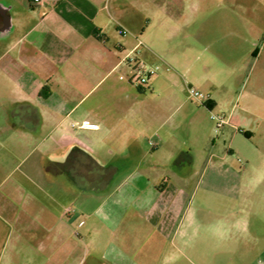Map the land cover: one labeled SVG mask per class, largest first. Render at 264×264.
<instances>
[{
  "label": "crops",
  "instance_id": "0c3cea01",
  "mask_svg": "<svg viewBox=\"0 0 264 264\" xmlns=\"http://www.w3.org/2000/svg\"><path fill=\"white\" fill-rule=\"evenodd\" d=\"M152 2L148 10L142 0H48L44 5H35L33 0H0V178L11 180L9 196L32 194L35 177L49 181L51 176H65L75 185L84 177L87 183L98 181L104 187L120 167L133 166L145 183L140 194L161 200L173 193L174 206L175 199L187 194L192 166L201 159L199 151L207 165L205 172L217 167L221 181L232 180L230 154L241 133V122L234 116L241 92L221 95L226 84L206 73L200 86L209 100L190 105L192 118L215 110L229 117L220 129L225 148L219 155L215 153L218 143L208 133L198 149L193 144L180 147L171 131L161 134L165 121L189 104L188 98L178 104L176 96L163 95L164 82L176 84L173 73L169 75L166 69L146 89L119 79L124 68L118 63L137 39L145 45L142 53L148 62L158 59L156 53L166 36L154 37L155 29L150 30V11L161 9ZM221 5L227 6L224 1ZM192 7L197 12L200 4ZM205 14L204 23L210 17ZM226 20L227 33L233 38L237 33L234 14L227 18L222 13L218 26ZM155 24V28L161 25L160 17ZM121 28L129 35H120ZM191 86L183 87L184 92ZM44 88L46 96L41 94ZM84 120L99 128H82ZM85 132L101 136L93 141L83 136ZM52 133L56 134L53 139ZM145 135L148 142L139 138ZM103 147L104 154L100 153ZM35 151L39 155L33 160ZM214 159L219 160L217 165ZM260 171L249 191L243 189L241 175L234 186L224 188L225 193L234 191L238 200L248 191L254 197L248 207L223 211L216 223L208 222L210 209H201L205 228L218 230L219 247L216 256L203 254L202 264H264V171ZM168 209H162L163 219ZM197 213L192 212L189 228L199 225Z\"/></svg>",
  "mask_w": 264,
  "mask_h": 264
},
{
  "label": "rangeland",
  "instance_id": "374dc122",
  "mask_svg": "<svg viewBox=\"0 0 264 264\" xmlns=\"http://www.w3.org/2000/svg\"><path fill=\"white\" fill-rule=\"evenodd\" d=\"M152 1L161 9L150 11V30L155 29L154 37L160 34L166 40L156 53L159 60L151 64L167 61L174 68L169 75L173 73L176 84L164 82L163 95L176 96L178 104L188 98L189 103L171 118H163L161 134L171 131L180 147L193 144L198 149L208 133L211 141L218 143L215 153L221 155L225 148L221 130L210 111L192 118L190 105L198 102L190 99L183 87L192 84L203 92L200 83L207 73L226 84L221 95L241 92L234 115L241 122V133L230 154L234 177L224 183L217 167L205 172L207 165L198 150L201 159L192 166L187 194L175 199L174 206L173 193L161 200L140 194L145 183L133 166L120 167L104 187L98 181L87 183L84 177L76 185L65 176H51L49 181L35 177L32 194L22 196H9L12 182L1 177L0 264H202L200 257L218 255L219 247L218 230L205 228L201 209H210L208 222L216 223L223 211L252 203L254 197L248 191L254 188L253 177L260 169L264 171V0H142L148 10ZM196 3L200 4L197 12L192 7ZM202 13L210 15L205 23ZM222 13L227 18L230 13L235 16L237 33L233 38L227 33L228 19L225 24L219 21L218 26ZM158 17L161 25L155 28ZM142 57L146 59L143 53ZM165 71L164 66L158 74ZM244 131L253 134L249 137ZM55 136L52 133L51 139ZM83 136L97 141L101 135L85 132ZM139 138L148 142V135ZM225 142H230L229 136ZM104 152L103 147L100 153ZM38 155L35 151L33 160ZM218 161L213 162L217 165ZM240 175L243 189L248 191L238 200L234 191L225 193L224 188H230ZM165 208L169 211L163 219ZM197 210L199 225L189 228L190 216Z\"/></svg>",
  "mask_w": 264,
  "mask_h": 264
},
{
  "label": "built area",
  "instance_id": "2783aa9c",
  "mask_svg": "<svg viewBox=\"0 0 264 264\" xmlns=\"http://www.w3.org/2000/svg\"><path fill=\"white\" fill-rule=\"evenodd\" d=\"M33 3L35 5H44L48 3V0H33ZM118 32L122 36L129 35V32L124 28L119 29ZM144 48L145 45L143 41L137 39L135 47L125 54L118 63V66L124 68L119 76V79L127 81L129 84L141 89H146L148 87L150 80L158 75V73L162 70V67L165 66L167 70L171 69V67L164 62V65L151 64L144 59L142 57ZM188 93L190 99L196 100L199 103H206L209 100V94L201 92L192 86L188 88ZM210 117L216 123L217 130H220L223 126L229 123V117H226L223 114H216L210 111ZM72 126L76 127L77 124L73 123ZM80 126L82 128L93 130L99 128L98 124L89 120L82 121Z\"/></svg>",
  "mask_w": 264,
  "mask_h": 264
},
{
  "label": "trees",
  "instance_id": "16d2710c",
  "mask_svg": "<svg viewBox=\"0 0 264 264\" xmlns=\"http://www.w3.org/2000/svg\"><path fill=\"white\" fill-rule=\"evenodd\" d=\"M44 91H47V88H44L43 91L41 92V94H42L43 96H46L47 94H46Z\"/></svg>",
  "mask_w": 264,
  "mask_h": 264
}]
</instances>
